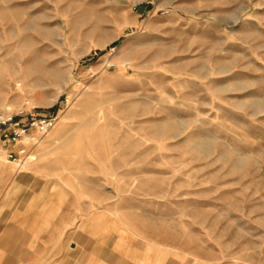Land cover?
<instances>
[{
  "label": "rangeland",
  "instance_id": "obj_1",
  "mask_svg": "<svg viewBox=\"0 0 264 264\" xmlns=\"http://www.w3.org/2000/svg\"><path fill=\"white\" fill-rule=\"evenodd\" d=\"M156 1L0 0V111L59 116L0 161L3 249L48 211L39 250L87 264H264V3L231 26Z\"/></svg>",
  "mask_w": 264,
  "mask_h": 264
},
{
  "label": "crops",
  "instance_id": "obj_2",
  "mask_svg": "<svg viewBox=\"0 0 264 264\" xmlns=\"http://www.w3.org/2000/svg\"><path fill=\"white\" fill-rule=\"evenodd\" d=\"M226 2V3H225ZM264 0H157V10L161 15L175 14L181 18L194 20H226L233 19V23H226L231 26L242 25L246 23L247 14L257 15L262 12ZM251 11L253 13L251 14ZM0 177H6L5 172H0ZM45 220L50 214L48 211L42 212ZM101 218V217H100ZM99 216L94 217L93 221H98ZM48 221V220H47ZM42 224L31 225L28 232L21 238L22 246H16L12 250L3 249L0 246V264H87L88 261L82 260L76 254L62 256L61 252L55 250L56 243L52 240V249L40 251V235L45 231ZM2 247V248H1ZM3 249V250H2ZM100 261V262H99ZM101 260L89 262V264H98Z\"/></svg>",
  "mask_w": 264,
  "mask_h": 264
},
{
  "label": "built area",
  "instance_id": "obj_3",
  "mask_svg": "<svg viewBox=\"0 0 264 264\" xmlns=\"http://www.w3.org/2000/svg\"><path fill=\"white\" fill-rule=\"evenodd\" d=\"M36 110L31 106L18 113L0 111V157L16 170L31 158L59 122L58 114L33 115Z\"/></svg>",
  "mask_w": 264,
  "mask_h": 264
},
{
  "label": "bare ground",
  "instance_id": "obj_4",
  "mask_svg": "<svg viewBox=\"0 0 264 264\" xmlns=\"http://www.w3.org/2000/svg\"><path fill=\"white\" fill-rule=\"evenodd\" d=\"M3 160L1 157H0V161ZM30 160V159H29ZM4 161V160H3Z\"/></svg>",
  "mask_w": 264,
  "mask_h": 264
}]
</instances>
